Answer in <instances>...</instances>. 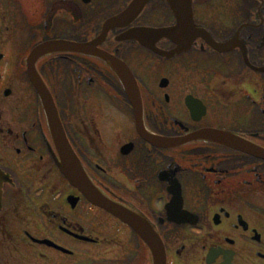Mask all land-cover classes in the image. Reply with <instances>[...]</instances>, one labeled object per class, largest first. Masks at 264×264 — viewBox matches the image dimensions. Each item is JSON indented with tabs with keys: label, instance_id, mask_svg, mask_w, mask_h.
Segmentation results:
<instances>
[{
	"label": "flooded vegetation",
	"instance_id": "flooded-vegetation-1",
	"mask_svg": "<svg viewBox=\"0 0 264 264\" xmlns=\"http://www.w3.org/2000/svg\"><path fill=\"white\" fill-rule=\"evenodd\" d=\"M131 1L0 0V264H264V0H191L199 35L153 32L176 25L167 0L103 31ZM53 40L95 43L35 61L44 104L28 55Z\"/></svg>",
	"mask_w": 264,
	"mask_h": 264
},
{
	"label": "water",
	"instance_id": "water-1",
	"mask_svg": "<svg viewBox=\"0 0 264 264\" xmlns=\"http://www.w3.org/2000/svg\"><path fill=\"white\" fill-rule=\"evenodd\" d=\"M168 3L171 5L175 19H176V25L173 29L167 30H156L154 33L156 35H170V34H191L193 36V33L199 35L200 31L195 28L193 24V19H192V13H191V6H190V0H167ZM147 2V0H133L131 4L128 6V8L122 12L120 15L117 17L111 18L105 23V30L108 27H111L112 25H116L117 22L121 20H126L129 21L131 18L135 17L137 13L141 10L143 5ZM95 42L85 44V45H80L72 42H67V41H52V42H46L43 43L37 47H35L29 57H28V74L29 78L38 91L40 97L42 98V101L45 104L46 97H47V92L42 84L41 80L39 79L35 69H34V63L35 61L49 53H54L58 51H79V52H87L90 50V47ZM212 43V42H211ZM212 46H215L212 44ZM92 55L101 58L104 60L106 63L110 65V67L117 73L119 78L121 79V82L123 83L126 93L131 101V103L134 106H137L136 104V91L131 84L130 79L128 78L127 72L124 69V67L118 63L117 61L111 59L107 55L98 52L93 53ZM46 113L48 116V121L51 127L52 132L54 133L56 131V124L52 120L51 114L52 111L50 109V106L47 104L45 106ZM217 138V137H216ZM218 138H223L227 140H231V136L227 134H221L218 136ZM64 146V144H62ZM235 147L237 149H240L245 152H253V149L249 146V144L245 142H238ZM64 152L61 154L60 153V161L57 163L60 170L63 172V174L67 177L70 183L73 185L77 186L81 191L85 193L86 196L89 197L91 202L95 205L104 207L108 209L109 211L119 214V210L117 208V205L114 204L113 202L109 201L106 199V197L101 193L99 189H97L91 181L84 175L82 168L79 164V162L76 160L72 152L69 150H66L65 147H63ZM254 153V152H253ZM257 154H259L261 157L264 158V151H259ZM3 181L2 175L0 174V195H1V183ZM130 222V221H129ZM131 223V222H130Z\"/></svg>",
	"mask_w": 264,
	"mask_h": 264
}]
</instances>
